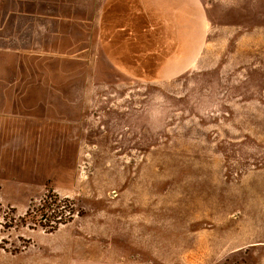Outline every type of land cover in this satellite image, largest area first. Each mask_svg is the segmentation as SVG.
<instances>
[{
    "label": "rangeland",
    "instance_id": "obj_1",
    "mask_svg": "<svg viewBox=\"0 0 264 264\" xmlns=\"http://www.w3.org/2000/svg\"><path fill=\"white\" fill-rule=\"evenodd\" d=\"M72 1L59 0L90 20H6L0 0L6 264H127L169 242L194 261L212 212L264 221V0ZM17 108L35 117L7 127L19 147Z\"/></svg>",
    "mask_w": 264,
    "mask_h": 264
},
{
    "label": "crops",
    "instance_id": "obj_2",
    "mask_svg": "<svg viewBox=\"0 0 264 264\" xmlns=\"http://www.w3.org/2000/svg\"><path fill=\"white\" fill-rule=\"evenodd\" d=\"M83 1L84 0H73L71 4L74 7L72 8L80 7L84 9L85 6L83 5ZM60 3L61 2H59V0H6V20H31L30 24L33 25H36V22L38 21L41 23V20H48L55 23L56 25H59L61 20L62 22L75 20L78 23L84 22L85 20H90L89 14L87 16H85V14L79 16V13L76 12L73 15H70L67 12V4L65 5L64 3V5L61 7ZM104 7H106L105 2ZM53 31H55L56 34L60 33V30L57 27L54 28ZM8 84L10 86H8ZM7 88L20 89L26 87L22 86L18 82H14L11 84L6 83V89ZM12 98L16 100H12ZM26 103H32L33 106H35L38 103H42V98H36L32 93L21 94L20 92L11 95L9 92H6V105L14 104L16 106H22ZM54 103L55 102L47 104ZM18 111L19 113H15L16 111L9 112L6 109V138H11V136L13 138H17L16 146L19 147L24 140L23 130L18 129L15 131H7V127L11 122L20 121L23 123V120H26V117H30L27 118L28 120H35L33 119L35 117L25 116L21 109ZM9 142L12 141L9 140ZM254 213L255 212H253L251 216H255ZM212 215L217 217V225H215L213 222L210 227V245L208 246V243L206 242L203 244L204 242L202 232L201 234L196 232L194 261L172 256L171 243L169 242L166 245L167 250L165 253H162V256L151 255V257H147L144 260L140 259L139 255H137L134 258H131L130 263L127 264H264V221H262V219H260L259 225H254V222L248 221V219H246L247 215L245 218H242L243 215L239 217L238 213L236 212L233 215L228 212L226 215H221V217L219 212H216V214L212 212ZM260 217H262V214ZM220 218L221 220L224 218L226 219L221 221ZM75 219H73L71 222H73ZM220 221L222 223H220ZM204 248L207 250L209 249V253L207 251V255H204L203 257ZM6 252L9 253L6 248L0 246V264H6ZM155 252L156 248H153L152 253L155 254ZM15 253L18 254V252ZM82 264L110 263L104 259L89 258L84 259Z\"/></svg>",
    "mask_w": 264,
    "mask_h": 264
},
{
    "label": "trees",
    "instance_id": "obj_3",
    "mask_svg": "<svg viewBox=\"0 0 264 264\" xmlns=\"http://www.w3.org/2000/svg\"><path fill=\"white\" fill-rule=\"evenodd\" d=\"M58 199H59V197H58V194H56L55 192H54V190H52V189H50V190H48V192L45 194V196L43 197V201H44V203L48 206L47 207V209H51V208H53L52 206H54L55 205V207L56 208H59L60 207V205H58L56 202L58 201ZM51 200V201H50ZM44 204V205H45ZM56 211L57 210H55L54 209V213H52V214H54V215H56L55 213H56ZM58 213H60V212H58ZM43 215H48V213L46 214V213H44ZM58 217V216H57ZM71 220V219H70ZM70 220H64V221H62V220H59V221H57V223L58 224H62V223H67L68 221H70ZM50 227H52V230H50V231H53L54 229H56L57 228V226L55 227V226H53V225H51Z\"/></svg>",
    "mask_w": 264,
    "mask_h": 264
}]
</instances>
